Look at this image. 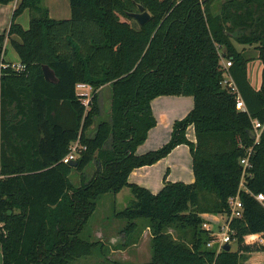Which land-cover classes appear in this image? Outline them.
Masks as SVG:
<instances>
[{
	"label": "trees",
	"instance_id": "trees-1",
	"mask_svg": "<svg viewBox=\"0 0 264 264\" xmlns=\"http://www.w3.org/2000/svg\"><path fill=\"white\" fill-rule=\"evenodd\" d=\"M15 1L9 30L0 34L2 264H73L91 256L99 243L84 240V228L104 195L126 187L134 200L117 217L128 222L126 238L140 222L150 229L148 264H243L264 252V245L246 241L264 234V207L246 191L240 193L244 216L231 225L236 251L209 248L213 237L203 228L205 215H230L229 200L242 179L240 160L254 146L252 120L264 123V0H227L218 13L219 0H69L71 18L64 20L51 18L44 0L0 5ZM138 5L152 15L143 26L129 16ZM26 11L28 29L17 22ZM7 41L22 70L5 61ZM234 42L256 49L263 64L259 90L248 75L253 58ZM43 65L55 71L57 83L46 81ZM229 76L247 112L237 110V95L223 85ZM80 83L93 89L89 107L77 95ZM107 84L110 118L100 120L90 137L102 115L98 91ZM171 96L192 97L193 109L175 121L167 144L138 155L157 126L152 101ZM190 127L195 143L187 136ZM77 141L87 149L75 168L63 159ZM181 145L190 148L195 182H165L157 194L129 182L133 171ZM251 161L245 185L264 194V132ZM89 166L95 167L91 178ZM74 170L82 179L77 188ZM170 229L186 233L175 237ZM138 232L131 241L139 240Z\"/></svg>",
	"mask_w": 264,
	"mask_h": 264
},
{
	"label": "crops",
	"instance_id": "crops-1",
	"mask_svg": "<svg viewBox=\"0 0 264 264\" xmlns=\"http://www.w3.org/2000/svg\"><path fill=\"white\" fill-rule=\"evenodd\" d=\"M56 2H57V0H55V3ZM57 5L59 6V2L57 3ZM10 6H12V7H11V9H9V11L6 12L7 16L13 15L14 10L18 6V1H15V2L9 4L8 6H4V7L2 5H0V34L8 31L9 27H10V26L6 27L5 26L6 24H4L6 17L2 15L3 14L2 7L3 8H9ZM48 9H49L50 17L53 18L51 16L52 15L51 9L49 7H48ZM70 18H67V19H70ZM53 19H55V18H53ZM55 20H64V19H55ZM17 22H18V20H17ZM8 63H11V62H8ZM18 65H20V60H19ZM261 85H262V82H260L258 84V86H253V87L255 89L259 90L261 88ZM108 86L111 87L110 104L112 102V85L107 84V85L103 86L98 91L101 109H102V100H103L102 97H103V95H105L108 92V90L105 91V89ZM160 100H163L164 103L156 111L154 109V104H155V102H158ZM173 100H175V101H173ZM168 102L169 103L170 102L176 103V107L174 106L175 108H171V106H169V104H167ZM151 105H152L153 114L157 120V126L149 132V136H148L147 141L142 146H140L138 148V150H137L138 155H142L143 151H140V149L144 145L146 146L147 142H150L149 140H151L152 138H155L153 136H156V138H158L160 135H162V134L164 135V132L168 133V131H170L173 128V124L175 123V121L184 118L191 111V109L194 105V100L192 97H172V96L171 97H159V98L153 100ZM110 108H111V105H110ZM176 111H178V112H176ZM107 120H108V118H107ZM96 127L97 126L94 125L90 129V131L88 132L90 137H93L95 135ZM192 130H193L194 135H195L194 127H190L187 131V136L191 142L195 143L196 137L192 138L189 136V133L192 132ZM156 138H155V141H156ZM156 147L157 146L152 147L151 150L157 149ZM187 147H188L187 145H181V146L177 147L167 158L163 159L162 161L158 162L157 164H155L153 166H146L143 168L136 169L130 175L129 182L131 184H137V185L143 186V187L149 189L152 193H155L152 191V187H154V186L156 187V185H158V183L156 182V180L154 178V174L156 172L155 168L159 169V166L162 162H168V164L172 166V163L170 162L171 157L177 151L181 150L183 152L182 153L183 156H182V159L178 158L176 160V167H179V166H181V164H183V166H181L180 169H185V172L189 171L191 166L193 167L192 160L189 161V159L186 155L187 154ZM146 149H149V148L146 147ZM157 171H158V173H157V175H158L160 170H157ZM85 174H86V171H85ZM75 176H77V180L74 179ZM186 176L189 180L186 182L184 181L183 183L190 184V183L195 182V176H194V173L191 172V169H190V173L186 174ZM72 177H73V181L71 179V182H72L73 186L75 188L79 187L81 185V181H82L80 173H78L74 170L72 172L70 178H72ZM177 177H180V178H176L174 180L171 179V180L173 182L180 181L177 179H181V177H183V174L180 173V175ZM172 181H170V182H172ZM126 188H124V189H126ZM124 189L119 194L115 195L116 197L114 199V202L121 195V193L124 191ZM107 196H108V194L104 195L99 200L98 205H97V210L95 211L93 216L90 218L89 222L87 223L86 227L84 228V230L81 234V236L84 240L89 241L91 243H99V244L95 247L94 253L91 256L76 260L73 264H87L88 262H90L91 264H110L109 262H111V261H118V262L129 263V264H148L151 260V259H149V256H147L146 259H141L139 257V255H136V253H132L133 251L137 250L139 247L143 246V243L141 241V236H142L143 232H145V231L141 232V236H140L138 241H131V240L138 239V234H139L138 231L140 230V228L143 229L144 223L140 222L141 227H139L138 230L133 232V234L131 236L126 238L127 235H126L125 230L127 228L128 222L117 217V214L121 213V212H116V211L109 212L112 209V208H110V210L107 211L105 213V215L101 214V216H100V214H99L100 211H98V209H99V207H101L102 203L104 204V202H105V204H108L110 207H112V200L107 199L108 201L107 200L105 201V198ZM137 223H139V221ZM131 250H133V251H131ZM252 255H251V257H252ZM251 257H250L249 261L253 262V259ZM2 263H3V254H2V251H0V264H2ZM249 264H252V263L249 262Z\"/></svg>",
	"mask_w": 264,
	"mask_h": 264
},
{
	"label": "rangeland",
	"instance_id": "rangeland-1",
	"mask_svg": "<svg viewBox=\"0 0 264 264\" xmlns=\"http://www.w3.org/2000/svg\"><path fill=\"white\" fill-rule=\"evenodd\" d=\"M226 1L227 0L217 1L214 4V12L218 13L220 11L221 5ZM58 2H59V6L57 5ZM44 5L48 6L51 9V11H52L51 16L55 19H67V18L71 17V8H70L69 0H57L56 3H55V0H44ZM12 6H10L9 8H3L4 6L2 7V9H3L2 15L6 17V20L4 22V24H6L5 25L6 27H9L11 24V21H12V15L7 16L6 12L9 11V9H11ZM18 22L21 23L25 29L26 28L28 29L29 28V22H30L29 11H26L25 13H23L19 17ZM132 23H133V25H136L135 22H132ZM234 44H235L237 50H239V51H243L244 49H247V54L249 55V57L253 58L252 62L248 66V75H249V79H250L251 83L253 84V86H258V84L260 82H262L263 64L259 59H257L256 49L254 47L242 46V45H239L238 43H235V42H234ZM5 48L7 49L6 55L4 57L5 60L7 62L13 63V66L14 65L17 66L19 64V57H18L17 52L15 51L13 46L8 41L6 43ZM224 63H226V62L224 61ZM106 90H108V92L105 95H103V97H102V99H103L102 100V116L100 119H97V121L95 123L96 126L98 125L100 120H107V118L108 119L110 118V111H111V108H110V105H111L110 104V98H111L110 92H111V87L108 86L105 89V91ZM173 101H175V100H173ZM163 103H164L163 100L155 102L154 109L157 111L159 109V107H161L163 105ZM167 104H169V106H171V108L176 107V103H174V102H170V103L168 102ZM193 107H194V105H193ZM193 107H192V109H193ZM176 112H178V111H176ZM172 130H173V128L170 131H168V133L164 132V135L162 134L158 138H156V136H153L156 138V141H155V138H152L151 140H149L150 142H147L146 146L144 145L140 149V151H143L142 154H146L149 151H153V150H151V148L154 146H157L156 147L157 149L162 148L171 139ZM189 136L192 138L195 137L193 130H192V132L189 133ZM146 147H148L149 149H146ZM157 149H154V150H157ZM182 153L183 152L181 150H179L171 157L170 162L172 163V166L169 165L168 162H162L159 166V169L155 168L156 172L154 174V178H155L156 182L158 183V185H156V187L155 186L152 187V191L155 192L154 194H157L158 192H160V190L164 187L165 182H170V181H172L171 179L174 180L176 178H180V177H177L180 175V173L183 174V177H181V179H177L180 181H176V182L188 181L189 179L187 178L186 174L190 173V169H191V172L194 173L192 166L189 169V171H187V172H185V169H180L181 166H183V164H181V166H179V167H176V160L178 158L182 159V156H183ZM186 155H187L189 161H191L192 156H191L190 148H188V147H187V154ZM192 164H193V161H192ZM157 170H160L158 175H157V173H158ZM85 171H86L87 178H91V176L94 174L95 168L93 166H89L87 168V170H85ZM71 179L73 181V177ZM74 179L77 180V176H75ZM115 197L116 196L114 194H108V196L105 198V201L107 199L112 200V207H110L108 204H105V202H104V204L102 203L101 207H99V209H98V211H100V213H99L100 216H101V214L105 215V213L107 211H109L110 208H112V209L109 212H111V211L112 212H114V211L123 212L124 209L126 210L130 206V204L132 203L131 201L134 200V196L132 194V191L128 187L126 189H124V191L121 193V195L114 202ZM219 216L220 215H218V216L205 215L204 216V218L206 220L205 222L213 223L214 228L218 229V226L220 225V218H218V219H216V218ZM142 231H145V232H143V234L141 236V241L143 243V246L139 247L135 251H133V250H131V251H133L132 253H136V255H139V257L141 259H146L147 256H149V259H151V256H152V244H151L152 235H151V231L149 228L146 227L145 224L143 226ZM169 232L172 233L173 236H175V237H178L180 235L183 236L186 233V232H184L181 234L176 229H170ZM237 248H238V245L233 242L231 250L236 251ZM251 258L253 259V262L249 261L250 260V258H249L243 264H249V262L252 264H264V252L254 253ZM87 264H91V263L88 262Z\"/></svg>",
	"mask_w": 264,
	"mask_h": 264
},
{
	"label": "built area",
	"instance_id": "built-area-1",
	"mask_svg": "<svg viewBox=\"0 0 264 264\" xmlns=\"http://www.w3.org/2000/svg\"><path fill=\"white\" fill-rule=\"evenodd\" d=\"M232 65V62L227 61L224 63V67L226 69L230 68ZM7 66H4L6 68ZM17 70H22L23 67L20 65L13 66ZM223 85L230 89L231 92L235 93L237 95L236 99V108L239 111L247 112V106L245 101L243 100L241 94L239 93L236 85L234 84L232 78L229 76L226 80H224ZM77 95L82 99L84 106L89 107L90 101L93 95V89L88 84L80 83L77 85ZM253 125V132L255 135L254 139V146L247 149L246 156L243 157L240 160V165L242 167V179L240 184V189L238 194L231 198L229 200V206H230V215H220L216 219L220 218V225L218 226V229H215L213 226V223L211 222H205L203 224V228L211 234L213 239L208 243V247H217V252L220 253L224 251V247L226 244L233 243L232 235L234 234V231L232 229V222L235 219H241L244 216V205L240 199V193L242 191H246L247 193L251 194L255 197V199L264 207V194L260 193L258 195H255L250 190L247 189L245 185V181L251 177V170L253 169V164L251 161V158L254 154V147L258 145L261 141V136L264 132V123L258 121V120H252ZM87 148L80 144L79 141L75 142L71 145L70 151L68 155L63 159V162L65 164H71L74 161H77L81 155L82 151H85ZM1 177V176H0ZM3 231V233L6 234V231L4 230V223L0 221V231ZM247 242H255L259 245H264V234H252L248 235L246 237ZM1 251V246H0Z\"/></svg>",
	"mask_w": 264,
	"mask_h": 264
},
{
	"label": "water",
	"instance_id": "water-1",
	"mask_svg": "<svg viewBox=\"0 0 264 264\" xmlns=\"http://www.w3.org/2000/svg\"><path fill=\"white\" fill-rule=\"evenodd\" d=\"M138 9H139L138 12L130 13L129 16L132 17L133 19H135L139 23L140 26H143L151 20L152 15L142 5H138ZM42 68H43V73H44V77H45L46 81L52 82V83L58 82L55 71L50 66L43 65ZM251 134H252V138L254 140L255 139L254 132L252 131ZM77 164L78 163L76 161H74L70 165L72 167L76 168ZM231 249H232L231 244H226L224 247V251H226V252H230Z\"/></svg>",
	"mask_w": 264,
	"mask_h": 264
}]
</instances>
